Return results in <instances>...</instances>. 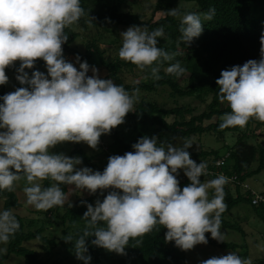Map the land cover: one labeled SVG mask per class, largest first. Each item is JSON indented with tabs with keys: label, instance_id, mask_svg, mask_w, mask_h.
Listing matches in <instances>:
<instances>
[{
	"label": "clouds",
	"instance_id": "9594fccd",
	"mask_svg": "<svg viewBox=\"0 0 264 264\" xmlns=\"http://www.w3.org/2000/svg\"><path fill=\"white\" fill-rule=\"evenodd\" d=\"M84 12L81 0H0V85L8 83L5 70L16 61H20L16 79L27 85L0 96V191H13L23 176L28 182L24 188L27 204L48 211L66 203L72 207L61 185H74L90 194L111 189L103 201L97 199L95 206L87 204L83 235L75 240L71 235L65 238L75 242L76 256L84 264L92 259L86 255L87 237H96L91 241L95 246L125 254L130 239L144 236L158 224L167 228L165 240L174 241L183 250L207 244L208 232L217 241H225L221 216L227 210L224 186L229 178L220 175L201 182L207 164L191 158L187 149L192 147V139H186L182 146L172 142L158 146L156 136H141L132 145L134 151L110 156L102 172L77 167L83 163L80 156L51 151L65 141L85 142L96 149L101 135L111 133L134 111L137 99L123 85L100 78L99 69L79 54V70L65 59V28L77 23ZM215 13L216 9L210 8L203 20L194 12L183 15L182 41L190 44L199 37L204 21H211ZM168 14L181 15L178 8L168 10ZM163 36V28L148 32L130 26L121 33L118 55L142 70L154 62L171 60L173 57L157 46V38ZM260 39L259 60L223 69L216 80L220 102L227 101L231 108L222 117L221 129L243 128L250 119L264 122V35ZM38 58L46 62V73L35 67ZM26 69L33 70L31 75ZM151 71L160 79L158 66ZM166 71L179 77L186 69L176 62ZM181 169L191 181L182 189L178 179ZM47 179L55 183L42 186L39 181ZM209 189L215 192L211 199ZM101 224L105 226H98ZM19 228L10 209L0 211V244L6 245ZM6 251L0 247V253ZM201 264L252 261L230 252Z\"/></svg>",
	"mask_w": 264,
	"mask_h": 264
},
{
	"label": "trees",
	"instance_id": "16d2710c",
	"mask_svg": "<svg viewBox=\"0 0 264 264\" xmlns=\"http://www.w3.org/2000/svg\"><path fill=\"white\" fill-rule=\"evenodd\" d=\"M195 2L200 10L207 14L210 8H215L216 13L211 21L204 22V30L199 41L194 38L189 44L182 41V33L180 31L181 21L178 16H171L168 10L174 8L175 0H158V7L164 9L165 15L157 20L146 21L140 13L126 12L123 7L128 0H81V6L84 8V15L96 27L106 28L109 22L121 26H140L149 31L158 28L164 29V36L158 37V47L168 52L173 58L172 60H163L162 62H154L152 66L143 69L146 79L138 83L128 84L122 79L121 73L124 69L139 68L137 65L122 60L117 57L115 60H109L105 56V52L96 43L87 46L86 53L80 52L72 46V43L78 38L79 33L72 26L65 28L68 40L62 45L64 52L75 56L79 54L82 60H90L94 55L98 57L100 65L108 70V75L103 79H112L117 85H123L130 93L144 91L156 92L165 87H169L171 95L179 98L195 96L202 100L211 97L207 109L199 114L195 113V109L187 104H177L173 107H165L157 102L143 99L134 108V111L126 115L125 128L120 124L114 127L111 133H108L109 144L105 153L110 157L112 155H124L128 151H134L133 143L138 138L144 136L139 134L133 141H127L123 136V131L129 128L130 123L146 124L151 123L155 126L154 136L158 139V146H164V133L170 132L175 136L183 139H190L195 135L202 136L206 133L224 134L226 132H238L239 137L233 147H229L223 151L221 148L204 150L199 153L190 152L191 157H196V162L210 163L218 158L226 151L230 152V158L223 168L229 176H237L241 182L247 181L264 171V145L251 144L247 142L248 134L242 131L239 126L221 129L219 127L222 117L231 111L229 103L220 102L219 86L216 83L221 71L232 65H243L249 59H260L261 56V36L264 35V0H185ZM180 13L182 10H180ZM41 58H38L40 60ZM162 59V58H161ZM183 62L186 71L182 76L169 74L165 70L166 66ZM159 67L160 79L153 77L151 68ZM19 65L9 66L6 73L10 70L15 72ZM36 67V64H35ZM37 68V67H36ZM32 72V69H27ZM187 80V85H183L182 81ZM6 94V84L0 85V96ZM227 104H226V103ZM173 118L172 121L169 119ZM214 119H217L214 121ZM252 119L249 120L250 123ZM208 122V123H207ZM264 124V122H263ZM121 127V129L119 128ZM253 135H257L253 132ZM104 145V144H103ZM80 156L83 163L94 170L101 172L107 166V163L100 165L96 162L95 157L89 155L83 147V142L76 143L71 153V157ZM258 162L256 168L253 164ZM181 189L191 183L189 178L182 175V169L178 177ZM204 183L208 178L200 177ZM54 181L51 179L44 180L43 186L50 187ZM65 193H68L69 185H61ZM225 203L227 210L222 214V224L226 228L236 229L244 232L242 226L238 222H233L227 218L228 213L240 203L251 204L257 216L264 220V204L253 205L248 194L242 192L241 187L237 186V195L234 196L231 184L225 186ZM101 193L99 190L95 194L78 199L72 207H67L62 216L64 223H67L64 229V236L70 235L73 240L83 235L86 227V220L83 218L87 211V204L91 203L95 206L97 199L103 201L108 191ZM122 191V190H121ZM215 192H212V197ZM0 198L4 199V209H10L19 221L20 228L8 242L7 253H0V264H4L10 254H17L24 257V264H84L72 263L65 257L60 256L54 260L44 259L34 250L24 246V243L39 239L43 242L49 252L56 246L64 243V238L57 241L44 234L48 226L42 225L36 231H26V223L24 218L14 212L22 206L19 196L16 192V184L13 191H0ZM87 202V203H84ZM52 221L49 222L51 224ZM98 226H105L103 224ZM167 228L163 225H157L151 232L142 237L130 239V249L122 256L115 259L112 264H198L188 262L185 251L178 246H170L169 241L165 240ZM208 237V243L223 249L237 250L240 245L235 242H219L212 238L210 233H205ZM96 237L90 236L86 238L88 252L86 255L93 257L97 264L106 258V249L95 246L91 243ZM141 241L137 245V241ZM74 242V241H72ZM91 264V263H90ZM252 264H264V259L252 261Z\"/></svg>",
	"mask_w": 264,
	"mask_h": 264
},
{
	"label": "rangeland",
	"instance_id": "374dc122",
	"mask_svg": "<svg viewBox=\"0 0 264 264\" xmlns=\"http://www.w3.org/2000/svg\"><path fill=\"white\" fill-rule=\"evenodd\" d=\"M174 8H178L182 10L181 15L178 16V19L181 21L183 15L194 12L201 16L202 20L206 15L203 13L198 5L195 2L185 1V0H175ZM123 10L126 12L132 13H140L143 15V19L146 21L157 20L161 16L165 15V11L162 8L158 7V0H128L125 3ZM205 22V21H204ZM74 30L79 33L78 38L72 43V46L77 48L80 52L86 53L87 46L91 43H96L100 46V48L105 52L106 58L109 60H115L119 57V49L122 46V37L121 33L126 31L130 26H121L116 25L111 22L107 24L106 28L96 27L94 26L87 17L82 16L80 20L71 25ZM142 30L145 28L141 27ZM148 32H151L147 30ZM201 35L196 39L199 41ZM65 59L72 62L74 66L79 70V63L76 62V58L73 55L68 53H63ZM171 63H173V59H171ZM89 65H94L99 69L100 78H105L108 75V70L103 68L98 60V57L94 55L90 60H88ZM181 66H183V62H179ZM20 61H16L15 65H19ZM170 66V65H169ZM165 67V70L167 67ZM36 67L47 72L46 62L41 58L36 62ZM31 75V72L26 69ZM9 76V81L6 84V94L15 91L19 87H26L27 85H21L20 82L16 79L17 72L10 70L6 73ZM88 75H93L91 69L88 72ZM122 79L125 83L134 84L138 83L142 80L146 79V75L143 70L140 68L135 69H124L121 73ZM183 85H187V80L182 81ZM133 96L137 97L134 108L140 103L141 100L147 99L149 101L157 102L165 107H173L177 104H187L195 109V113L199 114L202 111L207 109L209 102L211 101V97H208L205 100L201 98L191 96L185 98H179L171 95V91L169 87H165L156 92H134ZM2 102V101H0ZM226 103V102H225ZM227 104V103H226ZM126 116L125 121L121 125L125 128L126 125ZM170 121L173 118L169 119ZM217 119H214L216 121ZM208 123V122H207ZM121 129V127H119ZM155 126L151 123L140 124L131 122L129 128L123 131V136L127 141H133L139 134L147 135L149 137L154 136ZM242 131L248 136L246 137L247 142L251 144H263L264 145V124L262 121L257 119H252L250 123H247L245 127L242 128ZM253 132L257 135L255 137ZM241 135V134H240ZM238 132H226L224 134H215V133H206L202 136L195 135L192 139L193 145L189 148L191 151L199 153L204 150H211L212 148L225 151L229 147H233L238 137L240 136ZM164 146L167 143L172 142L177 146H182L183 142L186 139L182 137L175 136L170 132L164 133ZM108 134H102L100 137V143L96 149L91 148L87 143L83 142V147L86 152L95 157V160L98 164L103 165L108 163L109 156L105 153V150L108 146L109 142ZM104 144V145H103ZM75 148V142L65 141L57 144L51 151L55 153H64L68 156H71L73 149ZM196 161V157H191ZM258 162L256 161L253 164V168H256ZM86 166L84 163L81 165H77V167ZM182 175H185L182 169ZM186 176V175H185ZM215 178H208V181ZM42 186L44 180L39 181ZM247 182L251 185V187L264 192V171L254 177H251L247 180ZM55 183V182H53ZM28 182L25 177L16 182V192L19 196V199L22 203V206L18 209H15L14 212L20 214L26 223V231H36L43 224L48 226L44 232L45 235L55 238L57 241L64 238V243L56 246L49 252V248L41 242L39 239H32L24 243V246L30 249L36 250L40 256L44 259L54 260L57 257L63 256L68 261L72 263H81L84 262L80 260L76 256L74 243L72 241H66L64 236V229L67 226V223H64L62 220V216L65 213L69 204H65L64 206H56L48 211L37 210L34 206L27 204V196L24 192V188L27 186ZM232 193L234 196L237 195L236 187L231 185ZM242 190V188H241ZM214 189H209V198H212V192ZM242 190V192H244ZM69 203L71 201L72 205L80 198H84L90 196L91 194L87 190H79L75 189L74 185H69L68 193ZM4 209V199L0 198V211ZM227 218L233 222H238L244 232H239L236 229L226 228L221 225V231L225 233L224 239L225 242H235L240 245L237 250L233 249H223L220 247L213 246L209 243L204 244L200 243L195 245L190 250H184L186 254V259L191 263L201 264V261L207 260L213 256H223L227 255L230 252L238 253L242 258L251 259V261H255L258 259H264V220L257 216L254 208L251 204L240 203L238 206L232 209L230 213H228ZM52 221L51 224L49 222ZM72 232L69 233V235ZM210 233V232H209ZM211 235V233H210ZM170 246H174L175 242L170 241ZM176 246V245H175ZM2 248H8V243L6 245L0 244ZM130 249L129 245L125 246V252ZM183 250V249H182ZM7 253V251H6ZM106 258L102 260L101 264H112L115 259L119 258L123 254H119L115 251H109L106 249L105 252ZM91 264H97V261L92 257ZM4 264H24V257L19 256L17 254H10L8 259Z\"/></svg>",
	"mask_w": 264,
	"mask_h": 264
},
{
	"label": "built area",
	"instance_id": "2783aa9c",
	"mask_svg": "<svg viewBox=\"0 0 264 264\" xmlns=\"http://www.w3.org/2000/svg\"><path fill=\"white\" fill-rule=\"evenodd\" d=\"M230 158V152L226 151L224 154L219 156L218 158L212 160L210 163L207 164V174L204 175L205 178H217L220 175H224L229 178V183L236 187L240 186L242 190L245 189L244 193L248 194L249 197L252 200L253 205H260L264 204V192L259 191L253 187L247 182H241L238 177L235 176H229L223 168L227 164L228 160ZM203 176V175H202ZM201 176V177H202Z\"/></svg>",
	"mask_w": 264,
	"mask_h": 264
}]
</instances>
